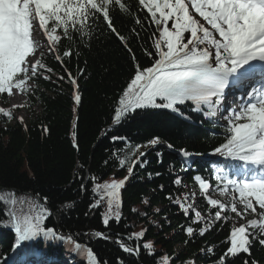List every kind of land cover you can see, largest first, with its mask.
<instances>
[{
    "label": "trees",
    "instance_id": "1",
    "mask_svg": "<svg viewBox=\"0 0 264 264\" xmlns=\"http://www.w3.org/2000/svg\"><path fill=\"white\" fill-rule=\"evenodd\" d=\"M125 2L130 13L116 7L110 14L117 31L125 36L127 46L98 18L90 37L80 38L76 34L71 41L61 40L56 54L63 63L54 54L46 53L45 63L53 71L44 73L51 79L40 77L31 81L37 86L26 94L31 118L10 124L0 114V198L16 190L13 212L18 207L21 215L30 214L33 208L37 212V206L39 210L47 207L51 215L46 227L55 228L58 234L71 235L83 246L92 248L97 264H160L164 255L171 258L170 264L188 261L219 264L218 258L230 246L228 237L233 222L239 226L246 219H239L229 211L225 213L228 220L216 221L203 236L199 234L215 209L207 204L195 176L212 183L209 191L212 198L217 199L221 194L205 161L187 160L179 150L187 149L202 157L214 156V148L226 139L227 127L207 122L190 103L182 106L180 113L164 108L137 109L120 123L114 122L117 100L134 75V63L150 66L151 58L144 49L152 50L155 31L138 0ZM137 17L140 24L135 22ZM68 48L73 54L63 57ZM67 72L76 78L77 90ZM77 91L81 96L79 104L74 101ZM0 98L7 102L6 94H0ZM36 105L38 111L34 109ZM155 137L161 143L153 148L149 141ZM136 145L140 146L139 150H134ZM142 152L147 155L142 157ZM126 154L128 163L121 167L119 160ZM137 158L145 162L137 163L129 176L127 168ZM112 175L118 180L128 176L129 179L121 189V219L110 220L105 226L106 199L99 207H91L100 199L93 189ZM177 177L182 180L180 185L174 183ZM145 199L147 204L143 202ZM177 200L192 204V209L186 214ZM68 202H74L73 207H66ZM196 210L201 211L205 221L194 222ZM12 221L0 199V264L7 262L15 245ZM188 226L195 229L192 236L186 232ZM142 229H146L143 238H129ZM96 232L108 238L98 239L94 236ZM120 241L130 247L151 242L153 251L141 247L138 253L129 254L123 251ZM20 250L24 263L31 256L48 258L50 262L89 264L86 254L67 241L40 237L26 242ZM251 253V257L239 254L226 258V264H243L245 260L251 264L252 259L264 264V247L253 241Z\"/></svg>",
    "mask_w": 264,
    "mask_h": 264
},
{
    "label": "snow or ice",
    "instance_id": "2",
    "mask_svg": "<svg viewBox=\"0 0 264 264\" xmlns=\"http://www.w3.org/2000/svg\"><path fill=\"white\" fill-rule=\"evenodd\" d=\"M138 4L146 10L149 23L155 27L152 50L144 49L151 63L145 67L134 63V75L114 109L115 123H120L137 109L164 108L180 113L181 107L189 102L195 112L210 119L216 118L220 115L226 90L248 87L258 71L255 67L257 62L261 65L259 71L264 73V0H138ZM116 7L123 13L131 12L125 0H0V94L9 98L30 94L37 87L31 81L40 77L51 79V76L44 75L53 71L45 63L46 53L54 54L55 59L63 63L62 57L56 54L61 40L71 41L76 34L80 38L90 37L92 25L98 18H102L127 46L125 36L120 35L113 25L110 13ZM135 22L141 23L138 17ZM128 51L132 52L130 48ZM72 54L68 48L63 57ZM132 56L135 61V54ZM66 74L78 88L72 73ZM245 97L226 118L225 141L214 148L215 154L237 162L230 173L218 168L215 177L218 182L216 189L221 195L230 196V200L224 202L212 198L209 195L212 183L199 175L194 178L207 204L215 209L214 215L199 229L201 236L214 222L228 220L225 213L229 211L239 219H246L249 215L254 217L239 226L233 222L228 237L230 246L218 258L219 264H226V258L239 254L251 257L253 241L264 247V84L246 91ZM80 100L77 91L74 101L79 104ZM17 107L24 105L0 106V114L11 119L13 109ZM18 119L23 122L24 118ZM44 130L47 131L46 128ZM160 143V138L155 137L149 141V146L154 148ZM166 146L173 147L171 144ZM74 147L78 148L75 142ZM139 147L136 145L134 150H139ZM179 152L184 158L193 155L187 149ZM140 155L145 157L147 153ZM128 160L129 155L126 154L119 160L120 166L124 167ZM144 162L139 158L132 161V166L127 168L129 176L137 163ZM128 178L97 183L93 189L100 199L91 207H99L106 199L105 226L110 220L121 219L123 201L120 190ZM174 183L180 185L181 178L177 177ZM184 199H188L187 194ZM10 202L15 205L17 200ZM143 202L148 203L147 199ZM176 203L186 214L193 207L181 200ZM73 205L74 202H68L65 206L71 208ZM194 214L195 223L205 221L201 211L196 210ZM11 215L14 217L15 248L40 237L67 241L74 249L86 254L89 264H97L92 248L83 246L71 235L58 234L55 228L46 227L45 222L51 215L47 207L35 214L17 215L12 212ZM194 231L191 226L186 228L189 236ZM145 233L146 229H142L129 238L140 240ZM94 236L108 238L101 232L94 233ZM120 246L129 254L138 253L141 247L150 253L153 251L151 242L130 247L120 241ZM170 261L171 258L164 255L160 264H170ZM187 264H195V261ZM243 264H249V261L245 260ZM251 264L259 262L252 259Z\"/></svg>",
    "mask_w": 264,
    "mask_h": 264
},
{
    "label": "rangeland",
    "instance_id": "3",
    "mask_svg": "<svg viewBox=\"0 0 264 264\" xmlns=\"http://www.w3.org/2000/svg\"><path fill=\"white\" fill-rule=\"evenodd\" d=\"M14 104H23L24 105V107H17V108H14L13 109V117L11 118V119H8L9 120V123L10 124H14L17 120H18V118L19 117H23L25 120H28L29 118H31V116H32V113L29 111L30 109H28L29 107H30V105L28 104V101H27V97H26V95H21V94H17L16 96H14V97H12V98H9L8 96H7V103H4V101L0 98V106H2V107H5V108H10L12 105H14ZM29 106V107H28ZM34 109L35 110H37L38 111V109H39V106L38 105H36L35 107H34ZM2 115V114H1ZM5 125H7V124H3V126H5ZM113 179H115V180H118V179H116L115 177H114V175H112L111 177H109L108 179H107V181L108 182H110L111 180H113ZM104 183V182H103ZM103 183H99V184H103ZM121 190H120V195H121V198H122V194H121ZM218 199H220V200H222V201H224V202H228L229 200H230V196H223V197H217ZM242 210V209H241ZM37 211H39V207L37 206ZM120 211H121V209H120ZM16 213H17V215H21L20 214V211H18V207H16ZM30 214H35V209L33 208V210L30 212ZM251 218H254L253 216H251V215H249L248 216V219H251ZM239 225V224H238ZM16 258H17V256H15ZM19 260V258H17V260H16V264H18V261ZM31 262H34V260L33 259H31V260H29V261H27V264H31ZM41 261H38L37 263L38 264H41L40 263Z\"/></svg>",
    "mask_w": 264,
    "mask_h": 264
},
{
    "label": "bare ground",
    "instance_id": "4",
    "mask_svg": "<svg viewBox=\"0 0 264 264\" xmlns=\"http://www.w3.org/2000/svg\"><path fill=\"white\" fill-rule=\"evenodd\" d=\"M10 201H11V198L7 196V197H6V200H5L4 203H5V205H6L8 208H9L10 205H11V202H10Z\"/></svg>",
    "mask_w": 264,
    "mask_h": 264
},
{
    "label": "water",
    "instance_id": "5",
    "mask_svg": "<svg viewBox=\"0 0 264 264\" xmlns=\"http://www.w3.org/2000/svg\"><path fill=\"white\" fill-rule=\"evenodd\" d=\"M1 192V191H0ZM14 192H16V190H14ZM10 198H11V200H12V196H9ZM12 204V203H11ZM9 211L11 212V205H10V207H9Z\"/></svg>",
    "mask_w": 264,
    "mask_h": 264
}]
</instances>
